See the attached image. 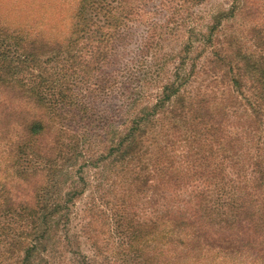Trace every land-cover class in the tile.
I'll return each instance as SVG.
<instances>
[{
    "label": "trees",
    "instance_id": "1",
    "mask_svg": "<svg viewBox=\"0 0 264 264\" xmlns=\"http://www.w3.org/2000/svg\"><path fill=\"white\" fill-rule=\"evenodd\" d=\"M142 1L77 0L55 40L0 25V264H121L96 238L102 210L83 232L92 256L71 228L91 169L104 167L122 196L100 199L136 264H156L139 247L188 249L211 234L264 264V2L234 0L207 32L187 28L153 100L121 93L115 126L94 104L108 86L99 77ZM239 16L249 22L222 29Z\"/></svg>",
    "mask_w": 264,
    "mask_h": 264
},
{
    "label": "rangeland",
    "instance_id": "2",
    "mask_svg": "<svg viewBox=\"0 0 264 264\" xmlns=\"http://www.w3.org/2000/svg\"><path fill=\"white\" fill-rule=\"evenodd\" d=\"M233 2L234 0H203L195 4L185 0H144L138 3V10L142 8L138 20L124 31L125 43L118 46L117 56L113 57L110 65L104 66L99 77L108 80V86L107 90L102 86L101 92H97L105 95L94 103L95 106L105 110L117 126L116 110L122 95L127 99L133 97L140 100L145 99L146 93H149L153 100L158 92L156 84L165 81L164 77L173 71L172 65L178 62L180 47L185 42V30L192 28L198 32H207L209 25L216 21L215 16L227 13ZM77 5V0H0V25L28 36L43 35L55 40L69 33L75 21L73 16ZM174 16L178 18L177 21L173 20ZM243 20L240 16L236 19L223 18L222 29L230 31V26L242 24ZM245 22H249V18ZM198 50L199 47L194 50L193 56L198 54ZM205 53L198 54L203 55L198 60L199 63L204 60ZM121 93L123 94L120 95ZM112 172L113 170H105V167L103 170L91 169L89 186L84 196L73 206L71 228L78 233L84 251L92 256L94 251L83 232H89L86 225L92 222L93 216L101 215L99 211L102 210L104 222L98 217L94 223L100 231L97 240L106 247L107 253L115 262L136 264V258L130 251V246H127L126 239L115 228L113 211L105 207L100 199L101 194H105L115 207L120 204L122 182L114 179ZM177 232L174 237L176 240L180 236L187 239L185 231ZM231 241L232 238L227 234H211L203 241L199 240L198 245H188V249L179 242L173 243L164 252L153 243H149L147 248H139L143 249V258H152L156 264H252V260L241 257L237 259L235 254L228 253L230 247L235 248Z\"/></svg>",
    "mask_w": 264,
    "mask_h": 264
}]
</instances>
